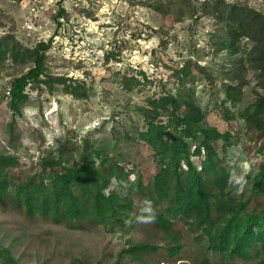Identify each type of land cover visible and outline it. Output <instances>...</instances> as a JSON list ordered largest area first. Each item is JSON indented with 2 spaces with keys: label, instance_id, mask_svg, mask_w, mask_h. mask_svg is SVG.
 Here are the masks:
<instances>
[{
  "label": "trees",
  "instance_id": "16d2710c",
  "mask_svg": "<svg viewBox=\"0 0 264 264\" xmlns=\"http://www.w3.org/2000/svg\"><path fill=\"white\" fill-rule=\"evenodd\" d=\"M140 2L166 15L172 0ZM188 2L193 19L209 16L214 21L209 40L221 56L220 75L188 58L173 70V91L148 96L135 120L121 132L110 129L117 147L90 136L67 139L39 156L32 169L17 155L0 151L1 208L30 221L130 235L110 264H264V8L238 0ZM63 14L65 8L58 6L56 28ZM50 40L27 46L12 33L0 35V65L7 59L30 64L0 89L14 140L15 119L33 96H88L84 81L47 70ZM111 55L106 52L104 61ZM248 71L253 97L243 102ZM195 72L214 87L219 81L210 108L201 105L189 85ZM120 83L130 91L140 79L122 74ZM209 109L221 126L209 121ZM126 133L135 148L123 155L119 143ZM233 147L248 162L243 181L234 185ZM0 264H19L1 242Z\"/></svg>",
  "mask_w": 264,
  "mask_h": 264
},
{
  "label": "rangeland",
  "instance_id": "374dc122",
  "mask_svg": "<svg viewBox=\"0 0 264 264\" xmlns=\"http://www.w3.org/2000/svg\"><path fill=\"white\" fill-rule=\"evenodd\" d=\"M140 1L62 0L60 4L59 0H0V35L12 33L27 46L38 39H51L54 48L45 52L47 70L84 81L90 88L85 98L62 92L33 96L15 119V140L8 132L9 108L0 96V151L17 155L23 166L32 169L39 156L67 139L79 141L90 136L94 140L106 139L111 145L115 142L109 138L110 129L121 132L135 120L137 108L146 104L148 96L162 90L173 91L177 83L173 70L188 58L196 59L214 76L220 75L221 56L214 53L209 40L213 19H193L188 0H172L166 15ZM238 1L264 8V0ZM58 6L65 8V14L56 28L53 15ZM64 43L89 46L100 54L98 63L83 64L65 58L59 50ZM108 51L113 55L104 61ZM29 65L5 60L0 65V89ZM140 70L146 77H142ZM122 74L135 75L140 83L127 91L120 83ZM195 75L189 85L194 87L201 105L210 108L214 103L210 94L219 87V81L214 87L203 73ZM247 77L243 102L253 97L251 71ZM208 114L210 122L223 124L213 110ZM122 139L120 152H133L132 136L126 133ZM229 154L233 163L230 182L234 185L243 181L248 162L237 147L231 148ZM128 237L102 227L76 230L30 221L16 211L0 207V242L11 248L19 264H110Z\"/></svg>",
  "mask_w": 264,
  "mask_h": 264
},
{
  "label": "built area",
  "instance_id": "2783aa9c",
  "mask_svg": "<svg viewBox=\"0 0 264 264\" xmlns=\"http://www.w3.org/2000/svg\"><path fill=\"white\" fill-rule=\"evenodd\" d=\"M43 39H38V41ZM49 49L52 50L54 45H49ZM63 56L69 60H74L76 62H82L83 64L88 63H98L100 54L94 52L89 46L81 47L79 45L73 46L71 43H64L60 49Z\"/></svg>",
  "mask_w": 264,
  "mask_h": 264
},
{
  "label": "clouds",
  "instance_id": "9594fccd",
  "mask_svg": "<svg viewBox=\"0 0 264 264\" xmlns=\"http://www.w3.org/2000/svg\"><path fill=\"white\" fill-rule=\"evenodd\" d=\"M153 219H154V217H153Z\"/></svg>",
  "mask_w": 264,
  "mask_h": 264
}]
</instances>
